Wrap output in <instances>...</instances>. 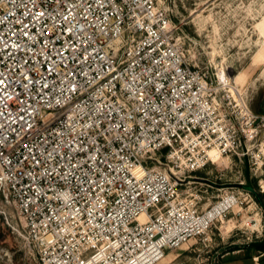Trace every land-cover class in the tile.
Returning <instances> with one entry per match:
<instances>
[{"label":"built area","instance_id":"1","mask_svg":"<svg viewBox=\"0 0 264 264\" xmlns=\"http://www.w3.org/2000/svg\"><path fill=\"white\" fill-rule=\"evenodd\" d=\"M177 31L165 0H0V217L38 264H156L202 237L251 196L180 198L214 152L264 194V116Z\"/></svg>","mask_w":264,"mask_h":264},{"label":"rangeland","instance_id":"2","mask_svg":"<svg viewBox=\"0 0 264 264\" xmlns=\"http://www.w3.org/2000/svg\"><path fill=\"white\" fill-rule=\"evenodd\" d=\"M165 5L178 27L176 36L184 44L188 61L210 80L227 77L251 111L264 116V0H165ZM253 168L249 157L224 156L203 170L186 173L179 185L180 198L196 202L200 211L211 210L226 193L239 192L242 181L251 196L243 192L238 196L241 203L216 215L209 232L168 251L156 264H242L245 256L260 252L264 194ZM3 249L10 251L11 261L2 257ZM232 257L238 261H229ZM0 264H38L21 250L1 217Z\"/></svg>","mask_w":264,"mask_h":264},{"label":"crops","instance_id":"3","mask_svg":"<svg viewBox=\"0 0 264 264\" xmlns=\"http://www.w3.org/2000/svg\"><path fill=\"white\" fill-rule=\"evenodd\" d=\"M246 250H248V248L245 249V251ZM228 255H230V254H228ZM237 259L238 258H236V257H232L229 259V261L237 262L238 261ZM263 259H264V253L258 252V253H254V254L245 256L244 257L245 262H242V264H245L246 262L250 263V264H262ZM233 264H236V263H233Z\"/></svg>","mask_w":264,"mask_h":264},{"label":"bare ground","instance_id":"4","mask_svg":"<svg viewBox=\"0 0 264 264\" xmlns=\"http://www.w3.org/2000/svg\"><path fill=\"white\" fill-rule=\"evenodd\" d=\"M223 78H224V81H227V80H228L227 77H225V76H224ZM213 154L215 155V159H216L215 162H218V160H219L221 157H218L219 155L217 154V152H214ZM224 208H225L224 206H221V205H220V207L217 209L218 211H217L216 215L218 214V212L220 213L221 210H223ZM214 216H215V214H214ZM255 222H256V221L254 220V221L252 222V224L255 225Z\"/></svg>","mask_w":264,"mask_h":264},{"label":"trees","instance_id":"5","mask_svg":"<svg viewBox=\"0 0 264 264\" xmlns=\"http://www.w3.org/2000/svg\"><path fill=\"white\" fill-rule=\"evenodd\" d=\"M255 197H256V199H257L258 201L261 200V196H259V195H255ZM257 249H258L261 253H264V244L258 246Z\"/></svg>","mask_w":264,"mask_h":264}]
</instances>
